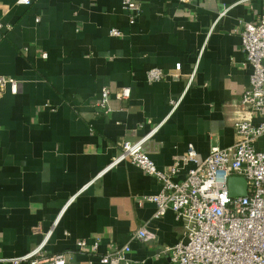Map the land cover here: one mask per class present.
<instances>
[{"label":"crops","instance_id":"crops-1","mask_svg":"<svg viewBox=\"0 0 264 264\" xmlns=\"http://www.w3.org/2000/svg\"><path fill=\"white\" fill-rule=\"evenodd\" d=\"M139 3L130 22L122 0H0V73L17 82L0 95V257L28 252L51 230L44 254L63 253L65 264H102L100 253L125 242L140 264H174L161 248L182 238L183 224L171 210L154 216L144 198L160 181L129 160L106 166L124 139L157 125L148 148L160 169L188 142L202 157L236 140L252 70L240 19L262 12L264 0ZM153 65L166 74L148 81ZM102 86L107 111L97 104ZM120 86L127 97L116 95ZM141 226L150 238L132 237ZM79 239H97L98 250L78 249Z\"/></svg>","mask_w":264,"mask_h":264},{"label":"built area","instance_id":"built-area-1","mask_svg":"<svg viewBox=\"0 0 264 264\" xmlns=\"http://www.w3.org/2000/svg\"><path fill=\"white\" fill-rule=\"evenodd\" d=\"M122 6L129 10L128 20L132 22L140 8L139 0H122ZM111 32L119 33L120 30L113 26ZM239 35L245 60L251 64L252 70L239 98V116L233 122L236 140L232 144L213 145L201 157L194 144L188 142L181 157L167 168L160 169L148 148L157 125L137 139H124L106 166L109 168L129 160L160 181L159 191L144 198L155 204L154 216L171 210L183 224L182 238L161 248L174 264H264V143L260 148L255 144L264 134V10L251 19H240ZM165 74L157 65L145 71L148 81L160 79ZM6 87L16 92V78L0 73V95ZM110 92V88L102 86L97 104L104 111L109 109ZM129 92V86H120L116 95L127 97ZM171 103L175 106L176 101L171 100ZM255 117L258 118L256 121ZM185 165L188 167L184 175L175 178ZM230 177H242L246 191L230 194ZM39 229V224L32 226L34 232ZM50 232L44 231L42 239L28 252L0 257V261L65 264L63 253L44 254ZM132 237L145 240L151 234L141 226L132 232ZM98 245L97 239L89 245L84 239L77 241L80 250L96 251ZM130 252L129 242L111 243L98 259L102 264H140Z\"/></svg>","mask_w":264,"mask_h":264},{"label":"water","instance_id":"water-1","mask_svg":"<svg viewBox=\"0 0 264 264\" xmlns=\"http://www.w3.org/2000/svg\"><path fill=\"white\" fill-rule=\"evenodd\" d=\"M230 194H242L246 191L245 181L242 177H230L228 179Z\"/></svg>","mask_w":264,"mask_h":264}]
</instances>
